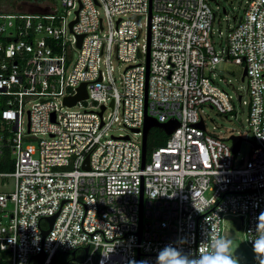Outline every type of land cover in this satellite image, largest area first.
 <instances>
[{"label":"built area","instance_id":"built-area-1","mask_svg":"<svg viewBox=\"0 0 264 264\" xmlns=\"http://www.w3.org/2000/svg\"><path fill=\"white\" fill-rule=\"evenodd\" d=\"M56 1L0 10V264H38L40 254V264L63 255L65 264H157L169 244L198 255L210 224L222 236L228 215L253 250L264 212V0L232 16L226 57L212 43L216 0H58L69 20ZM112 57L124 65L119 77ZM224 58L245 69L237 99L252 132L247 159L202 116L203 105L234 111L205 74ZM82 83L87 97L64 104ZM145 116L178 126L142 166ZM113 121L126 132L109 135Z\"/></svg>","mask_w":264,"mask_h":264},{"label":"rangeland","instance_id":"rangeland-1","mask_svg":"<svg viewBox=\"0 0 264 264\" xmlns=\"http://www.w3.org/2000/svg\"><path fill=\"white\" fill-rule=\"evenodd\" d=\"M57 13L66 16V19H71L73 13L66 14L65 9L60 5L57 0ZM211 2L212 8L216 11V18L213 21V34L212 43L215 51L219 52L220 56L226 57L225 52V35L228 29L232 28L235 22L232 16L237 13L240 16L243 12L245 6V0H235L233 3H229L225 0H216ZM43 3H36L35 1H20L15 0H0V10H21L25 12H41L43 11ZM222 7H225L226 12H222ZM141 34L139 38L140 44L143 43L146 30V19L144 15H141ZM222 39V47L218 46L219 40ZM224 61H220L215 64L213 69H206L205 74L210 76L216 83L225 88L231 95L234 105V111L230 112L227 117L223 114L218 113L216 110L212 109L208 105L202 106V116L206 125V129L214 134H218L222 137H229L231 134L241 135L243 141L239 153L235 155L236 160L240 158L247 159L249 152L252 148V132L246 121L247 109H240L237 93H244L246 90V81L242 79L243 67L241 65L235 64L231 60L224 58ZM142 58L136 59L141 61ZM111 64L113 67V74L115 77H119L124 68L123 63L116 60L114 57L111 58ZM232 84V85H231ZM246 98V95L244 96ZM30 106L29 103L25 105V108ZM78 109V107H73L70 110ZM111 110H107L104 113V117H107ZM22 126H26V115L23 116ZM126 129L118 123V121H113L108 134L118 135L120 133H125ZM33 141V140H32ZM34 142V141H33ZM222 237L231 239L233 241L231 254L234 259H237L238 263L244 261H257L256 254L251 250L243 237L242 230L239 223L234 222L230 215L224 218V230ZM258 262V261H257Z\"/></svg>","mask_w":264,"mask_h":264},{"label":"clouds","instance_id":"clouds-1","mask_svg":"<svg viewBox=\"0 0 264 264\" xmlns=\"http://www.w3.org/2000/svg\"><path fill=\"white\" fill-rule=\"evenodd\" d=\"M257 219V238L252 240L253 252L256 254L258 264H264V212H261ZM205 222L209 223L207 218ZM206 234L208 239L201 243L198 255L184 254L169 244L159 252L157 264H238L237 259H234L231 254L233 244L231 239L220 236L211 224L210 231H207ZM184 242H187L185 238H180L177 241V243ZM130 264H136V262L132 261ZM140 264H147V261H141Z\"/></svg>","mask_w":264,"mask_h":264},{"label":"water","instance_id":"water-1","mask_svg":"<svg viewBox=\"0 0 264 264\" xmlns=\"http://www.w3.org/2000/svg\"><path fill=\"white\" fill-rule=\"evenodd\" d=\"M77 10L75 11V13L77 14ZM150 14V13H149ZM235 16H233L234 18ZM77 19L75 20H72L69 24V26L71 27L72 24L74 22H76ZM82 37L83 35H77V45L80 46V43H81V40H82ZM148 65H149V48L147 49V53H146V75L148 74ZM245 74V69L243 70V74H242V79H243V76ZM87 97V92H86V84L85 83H82L78 88H77V93L73 96H66L64 98V104H67L69 106L71 105H74L76 104V102L78 100H83ZM112 104V102H111ZM104 109V106H101V110ZM54 115L52 114V117ZM198 125L200 127H203V122L200 121L198 123ZM178 126V122L176 121V119H169L168 121L166 122H159L157 121L156 118L154 117H149V116H145V119H144V124H143V128H142V158H141V162H142V166L145 162V159H146V154H147V136H148V132L150 129L152 128H160L164 131V133L166 135H169L171 134L175 128ZM132 131L134 132H138L139 130L137 128H133ZM124 138H127V136H125ZM229 139L231 140L232 142V151L235 153L238 151L239 147H240V144L242 142V137L241 136H238V135H230L229 136ZM87 164H88V156L86 157V160L84 162V167L86 168L87 167ZM55 216H49L47 217V220L49 222V226H51V224L53 223V220H54ZM49 231V228L47 230H44L43 231V235H46ZM39 261H38V264H40L42 262V259H43V255H38L37 256Z\"/></svg>","mask_w":264,"mask_h":264},{"label":"trees","instance_id":"trees-1","mask_svg":"<svg viewBox=\"0 0 264 264\" xmlns=\"http://www.w3.org/2000/svg\"><path fill=\"white\" fill-rule=\"evenodd\" d=\"M26 1H29V2L35 1L36 3H38V2L45 1V0H26ZM166 139H167V135L164 133V131L162 129H160V128L150 129L148 132V136H147V152H148V154H150L151 150L154 149L155 147L163 145L164 142L166 141ZM62 257H64L63 258V260H64L63 264H65L69 259H71L70 256H68V255H63Z\"/></svg>","mask_w":264,"mask_h":264},{"label":"flooded vegetation","instance_id":"flooded-vegetation-1","mask_svg":"<svg viewBox=\"0 0 264 264\" xmlns=\"http://www.w3.org/2000/svg\"><path fill=\"white\" fill-rule=\"evenodd\" d=\"M15 1L20 2L21 0H19V1L18 0H15ZM22 1H26V0H22Z\"/></svg>","mask_w":264,"mask_h":264}]
</instances>
